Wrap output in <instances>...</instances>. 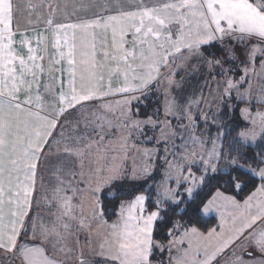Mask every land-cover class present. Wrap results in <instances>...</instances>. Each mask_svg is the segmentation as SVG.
Segmentation results:
<instances>
[{
	"label": "snow or ice",
	"instance_id": "obj_1",
	"mask_svg": "<svg viewBox=\"0 0 264 264\" xmlns=\"http://www.w3.org/2000/svg\"><path fill=\"white\" fill-rule=\"evenodd\" d=\"M204 73L222 82L223 107L248 105L240 111L250 127L227 144L228 132L218 128L193 171L190 156L205 144L195 132L196 114L208 119L200 111L205 98L176 93ZM255 77L264 78V0H0V254L19 264H62L49 246L72 254L75 224L89 246L96 240L99 259L91 264H264V111H251L253 103L264 105V89L253 94ZM161 84L165 119L160 109L130 119L133 105L146 108ZM117 110L129 135L120 141L124 156H109L104 134L117 125L105 114ZM167 117L186 121L187 138ZM145 128L160 133L165 171L154 189L145 193L141 185L121 200L109 223L96 194L107 188L104 199L119 198L113 189L131 131L145 135ZM89 129L98 130L97 139ZM169 143L177 149L171 159ZM143 156L130 179L154 178L152 155ZM49 164L55 185L41 198L57 211L45 224L32 209ZM210 181L216 186L202 196ZM78 192L90 194L91 220L107 228L95 238L74 203ZM189 211L197 220L215 214L219 223L201 231L183 221ZM161 224L164 241L155 235ZM77 264H90L83 245Z\"/></svg>",
	"mask_w": 264,
	"mask_h": 264
},
{
	"label": "rangeland",
	"instance_id": "obj_2",
	"mask_svg": "<svg viewBox=\"0 0 264 264\" xmlns=\"http://www.w3.org/2000/svg\"><path fill=\"white\" fill-rule=\"evenodd\" d=\"M176 79L179 80L180 76H177ZM255 82H256V86L263 87V83H264L263 78L257 77V79H255ZM217 84H221L222 86L221 81H218V79L211 78L207 73H204L202 76H196V77L189 76L183 88L176 93L179 97H183L194 92L196 93L202 92L205 98V104L204 106H202L200 111L207 115L208 117L207 122H205L203 116H201L199 113H197L195 117L199 124V127L195 129L196 135L201 137L205 141V144L203 147H197L195 155L190 156V160L193 165V171H196V166L199 163L197 161V157L206 153L207 150L211 147L210 142L216 138L218 133L217 132L211 133L209 131L211 130L212 127L214 129L215 127L220 125L219 122L221 117L226 116L223 118H227L228 124L233 125L232 128L230 129L227 128L228 134H230L233 130L237 131L239 129H246L250 127L249 123L246 120L242 119V113L240 111V109L248 107V105L243 104L241 106V104H238L237 102L234 101L232 105L227 107L228 110L226 112L228 113V115L224 113L225 107H223V102L220 100V91L219 89H217ZM165 88L166 85L161 84L160 92L154 93L152 95L151 99L146 102L147 103L146 108L144 106V103L134 104L133 113L130 115V119L144 120L147 116H152L157 109H160V113H159L160 119L161 121L164 120L165 117L163 116V107L165 102V94H164ZM253 107L255 108V110L252 109ZM120 111L121 110H117L116 112H109L105 114L109 119H111L114 122L115 125H117V130L115 131L107 130L104 134L105 146L108 147L109 149L108 152L109 156H116V155L124 156L125 154L120 149V141L122 137L129 135V129L124 128L122 126L125 118L120 117L119 115ZM251 111L253 115H255L257 111H264V105L253 103V105L251 106ZM167 119H170L172 121V127L176 131L182 133L185 136V138H187V133H185L184 129L180 127L182 124L186 123L185 120L173 119L172 117H167ZM213 120H215V123H213ZM81 130L83 131V128ZM97 132H93L91 129H89L90 137L92 139H97L98 138ZM224 132L225 130H223V132H220L221 136H223ZM144 133L145 135H140L135 130L131 131L130 139L128 141L129 146L126 150L127 158L122 160L123 177L117 181L115 188L113 189V191H117L120 193L119 195L120 201L128 198L133 192H135L137 188L141 187V185H145L146 181L148 180L150 181L147 185H145L146 186L145 193L148 192L149 188L154 189L155 186L161 180L163 173L165 171L166 165L164 160L165 153L163 151L164 145L157 143V140L160 138L159 131L152 130L150 128H145ZM176 144L181 146V148L184 147V145H182L179 139H176ZM187 147L191 149L192 145L189 143L187 144ZM168 148H169V158L171 159L170 153L176 151L177 149H173L171 143H169ZM145 151H149L152 155L151 163L154 168V171L152 172V177L156 179L150 178L147 180L141 178L138 180H132L130 179V170L133 167L139 166L144 162L146 158L143 156V153ZM176 159L177 160L180 159L179 155L176 157ZM51 169H52V165L49 164L46 165L42 170L43 188H40V182H38L39 191L37 193L36 202L34 204L33 212H32L33 218H38L42 220L45 224H51L55 220V213L57 211L55 205H53L52 207H48L41 198L44 195L45 191H47L50 194L53 186L55 185V180L53 178ZM76 170L80 171V169H76ZM84 171L87 174L89 168L86 167ZM80 187H85L82 181ZM107 191H108L107 188H103L102 192L97 193L96 195L100 196V198L103 201V192H107ZM68 194L71 195L70 192ZM244 197L242 198L237 197V198L243 199ZM120 201L108 207L109 208L108 211L104 210L105 216L108 219L109 223L116 221L117 216L114 213L118 211L117 206L120 203ZM74 203L82 205L83 215L86 218H88L90 223H92V235L94 238L96 237L97 232L107 231L106 226L101 228L95 221L91 220L93 201L89 193L85 192L83 195H81L78 192L76 195V199L74 200ZM80 214H81V209H78L77 215L79 216ZM205 218H213L215 220V223L212 227H216L217 224L219 223V218L215 214H213V216L205 217ZM77 237L79 238L80 241L79 245L75 243ZM67 243L69 247L73 248L72 254L65 256L64 254L53 250L50 246H49V254L53 255L56 259L62 261V264H77V256L79 253V248L81 245H83L85 258L90 262V264L91 262L99 259L98 257L92 254V248L95 247L96 240L93 239V244L89 246L86 243V234L83 231L77 233L75 229V224H73L72 235L68 237ZM0 264H19V262L14 261L13 257L10 254L4 253V254H0Z\"/></svg>",
	"mask_w": 264,
	"mask_h": 264
},
{
	"label": "trees",
	"instance_id": "obj_3",
	"mask_svg": "<svg viewBox=\"0 0 264 264\" xmlns=\"http://www.w3.org/2000/svg\"><path fill=\"white\" fill-rule=\"evenodd\" d=\"M238 104H241V103H238ZM225 112L227 115L228 113L226 112L228 110L227 107H225ZM223 117H226V116H223ZM221 117L220 119V122H219V126L215 127L213 129V127L211 128V130L209 132L211 133H214V132H217L218 133V128L220 130V132H223V130L227 131V128L230 129L233 127V125L231 124H228V121H227V118H223ZM226 119V120H225ZM221 125H223V127H221ZM200 129H201V126H200ZM228 132V131H227ZM236 133L237 131L233 130L229 136H228V140H226L225 144H227L229 141L233 140L235 137H236ZM250 154V153H249ZM153 179H156V178H153ZM148 180V179H147ZM150 180L146 181V184L147 185L149 183ZM217 182L216 181H210L208 186L203 190V193H202V196H207L209 194V192L211 191L212 188H214L216 186ZM144 185V189L143 191L145 192V188L146 186ZM139 188H137L135 191L139 190ZM251 191V189H246L244 192H241V193H238L237 194V197L238 198H242L244 196H246L248 194V192ZM229 194H232L231 193V190H229ZM119 198L118 199H104L103 198V205H104V210L108 211V207H110L111 205L113 204H116L117 202H119ZM171 215V213H170ZM111 217V216H110ZM177 218H179L177 216ZM183 221L185 223L191 221L192 223H194L198 228H200L201 231H206L208 229H210L214 223H215V220L213 218H205V217H201L200 219H196L193 215V213L191 211H189V214L185 217H183ZM168 231V228L166 225L164 224H161L160 227L156 230V237L159 238L161 241H164L165 240V234L166 232Z\"/></svg>",
	"mask_w": 264,
	"mask_h": 264
},
{
	"label": "crops",
	"instance_id": "obj_4",
	"mask_svg": "<svg viewBox=\"0 0 264 264\" xmlns=\"http://www.w3.org/2000/svg\"><path fill=\"white\" fill-rule=\"evenodd\" d=\"M20 24H21V26H23V24H24V20H23V18H21V20H20ZM255 79H257V77L253 78V80H252V89H253V94H254V95L259 94V93L261 92V90L264 89V83H263V87H262V86L258 87V86H256ZM263 80H264V78H263ZM242 105H243V103H241V106H242ZM252 109L255 110L254 107H253ZM38 182H39V181H38ZM37 187H39V186L37 185ZM38 191H39V190H38ZM32 212H33V209H32Z\"/></svg>",
	"mask_w": 264,
	"mask_h": 264
}]
</instances>
